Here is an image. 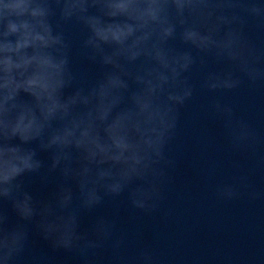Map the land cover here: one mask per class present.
<instances>
[{
	"label": "clouds",
	"instance_id": "obj_1",
	"mask_svg": "<svg viewBox=\"0 0 264 264\" xmlns=\"http://www.w3.org/2000/svg\"><path fill=\"white\" fill-rule=\"evenodd\" d=\"M69 26L79 30L80 55L103 70L92 83L73 71ZM250 33L264 36V0H0V203L17 217L10 225L0 207V264H19L33 224L82 264H97L104 250L108 264H161L153 243L130 253V234H118L114 218L97 216L81 230V216L127 193L131 208L167 223L172 146L198 88L229 150L264 165V136L216 98L264 88V40ZM45 168L44 183L52 174L60 182L37 201L22 178ZM254 172L217 184L216 199L264 201Z\"/></svg>",
	"mask_w": 264,
	"mask_h": 264
},
{
	"label": "water",
	"instance_id": "obj_2",
	"mask_svg": "<svg viewBox=\"0 0 264 264\" xmlns=\"http://www.w3.org/2000/svg\"><path fill=\"white\" fill-rule=\"evenodd\" d=\"M67 30L73 40V71L85 72L86 83H92L103 70L80 55L79 30L73 26ZM250 34L258 43L264 40V36ZM173 43L178 45L179 42ZM192 79L198 85L201 73L194 71ZM216 98L233 105L238 115L264 136V88L244 85L235 92L218 94ZM210 102L211 97L198 88L194 99L183 110L171 152L177 164L170 173L174 182L166 188L164 207L174 210L167 223L162 222L159 213L146 216L131 208L125 193L116 200L106 198L93 212L83 213L81 230L90 228L97 216L114 218L117 233L130 234V253L139 246L153 243L161 264H264V201H251L245 195L222 202L215 196L217 184L231 182L232 176L246 174L253 167L255 172L250 183L264 188V165L259 163V157H252L250 153L235 154L229 150L219 123L206 111ZM259 155L264 156V148ZM38 158L45 164L50 163L48 152L38 151ZM234 162L241 165L239 170L233 167ZM46 172L45 168L40 174L22 178L25 190L37 201L50 199L60 182L59 175L52 174L44 183L41 177ZM0 207L7 210L10 225L15 224L17 217L11 204L0 203ZM29 229V246L19 264H32L34 256L41 260L37 264H82L77 254L54 250L34 224ZM110 255L109 251H102L97 264H108Z\"/></svg>",
	"mask_w": 264,
	"mask_h": 264
}]
</instances>
